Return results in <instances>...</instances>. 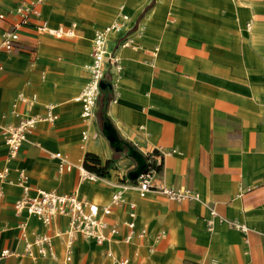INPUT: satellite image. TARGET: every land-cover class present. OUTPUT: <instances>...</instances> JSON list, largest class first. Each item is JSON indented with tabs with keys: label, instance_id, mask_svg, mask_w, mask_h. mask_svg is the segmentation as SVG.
Wrapping results in <instances>:
<instances>
[{
	"label": "crops",
	"instance_id": "crops-1",
	"mask_svg": "<svg viewBox=\"0 0 264 264\" xmlns=\"http://www.w3.org/2000/svg\"><path fill=\"white\" fill-rule=\"evenodd\" d=\"M20 1L33 2L39 15L17 24L12 50H0V124L16 123L15 112L44 114L48 105L56 117L38 120L14 158L0 130V171L7 167L0 177V252L10 250L0 264H115L123 256L129 264H264V0H0V37L17 23ZM121 13L128 14L124 27L106 41V114L121 138L153 154L152 184L192 188L198 198L128 189L101 215L108 239L78 234L66 259V216L44 224L14 208L23 190L18 168L31 194L37 187L74 192L102 206L114 187L83 173L85 153L112 159L110 180L135 166L126 153H114L98 108L84 119L75 99L89 78L95 30ZM43 20L47 27H38ZM58 27L63 31H49ZM210 206L224 219L208 229ZM127 219L145 234L123 240ZM111 225L119 231L110 233ZM38 232L51 238L45 255L35 244L24 248Z\"/></svg>",
	"mask_w": 264,
	"mask_h": 264
},
{
	"label": "built area",
	"instance_id": "built-area-1",
	"mask_svg": "<svg viewBox=\"0 0 264 264\" xmlns=\"http://www.w3.org/2000/svg\"><path fill=\"white\" fill-rule=\"evenodd\" d=\"M19 16L17 23L12 28L3 30L0 37V50H12L14 43L18 39V33L16 26L19 23L27 22L30 17H36L39 15L38 9L33 2L20 1L13 8ZM128 18V14L121 13L119 18L112 20L110 23L102 28L95 30L92 37V45L90 50L91 60L87 64L89 71L88 80L82 85L79 93L75 96V99L80 101L81 104V116L84 119H91L96 116V110L98 108V98L100 94V82L105 81V68H104V55L106 53V41L108 34L113 31L121 30L125 21ZM38 27L46 28V21H42ZM49 31L55 34L62 32V28H49ZM120 44H126L127 40L121 39ZM111 62H117L116 56L112 53L109 56ZM21 96V94H19ZM34 99V96H32ZM18 115V121L16 123H4L0 124L1 133L4 136L5 143L7 145L8 158H14L17 155L21 143L27 138V134L33 129L36 122L40 119L53 120L56 114L52 112L51 105L46 106L45 113H21L15 112ZM82 138H87L86 130L82 131ZM53 155L61 156L59 152H54ZM146 167L145 170L138 175L135 179H130L127 173L118 176L114 180H110L107 174L100 175L94 171L84 170V174L90 178L97 179L102 178L107 180L113 187L111 194V202L102 206L97 205L95 202L82 200L77 197L76 193H58L54 190H47L37 187L35 193H29V185L27 183V176L22 169L18 168L20 180L19 183L22 186V192L14 200L13 206L16 210H26L27 213L35 215L42 223L49 224L51 220L57 215H64L67 217V225L61 230L65 234V247H66V259L70 258L71 247L76 235L80 234L85 238H91L97 243H101L108 239L107 234L104 232V227L107 225L105 220L101 217L102 214L111 211V204H119L124 201V192L128 189H134L139 195H144L151 189L159 190L168 199L171 200H183V199H197L198 193L188 187L180 188L174 186H155L151 182V175L155 171L156 161L153 154H145ZM65 164L64 158L60 157L58 162V168L63 169ZM135 167V166H134ZM133 167V168H134ZM132 169V168H131ZM7 167L0 171V177L5 175ZM261 184L264 189V168L261 176ZM134 203L129 202V207H133ZM129 215L133 217L135 212L130 209ZM224 219L214 206L209 207V216L206 218V226L208 229L212 228L214 219ZM229 224L232 227L239 228L240 230H246L247 226L243 222H239L235 219H229ZM128 230L123 236V240L129 241L135 232L138 235L145 234V229L140 228L135 230L134 220H124ZM119 230L117 226L111 225L109 227L110 233H117ZM50 235L44 232H38L34 235L32 241L26 240L24 248L29 251L32 244L37 247L38 255H45L48 248L50 249ZM10 250L4 248L1 250L0 255L8 254ZM115 264H129L127 257L123 256L115 260Z\"/></svg>",
	"mask_w": 264,
	"mask_h": 264
},
{
	"label": "trees",
	"instance_id": "trees-1",
	"mask_svg": "<svg viewBox=\"0 0 264 264\" xmlns=\"http://www.w3.org/2000/svg\"><path fill=\"white\" fill-rule=\"evenodd\" d=\"M111 96H112L111 89H109L108 87H103V88L101 87L99 98H98V110H97V115L99 117L101 124L104 121H111L106 114L107 103L109 99L111 98ZM119 138H120L121 145L123 148L121 150H114L115 154L120 153V152H124L127 154L129 144L135 147L133 144L124 140L120 136ZM111 164H112V159H105L104 161H102L101 158L93 152H86L84 156V160H83L84 168L90 171H94L100 175L108 174Z\"/></svg>",
	"mask_w": 264,
	"mask_h": 264
},
{
	"label": "water",
	"instance_id": "water-1",
	"mask_svg": "<svg viewBox=\"0 0 264 264\" xmlns=\"http://www.w3.org/2000/svg\"><path fill=\"white\" fill-rule=\"evenodd\" d=\"M100 86L103 88L106 86L110 87L111 85L110 83L101 80ZM102 130L114 150H121L123 148L116 128L114 127L111 121H104L102 123ZM127 154L132 157L135 161V167L128 170L127 176L130 179H135L140 173L145 170L146 158L138 149H136L130 144L128 145Z\"/></svg>",
	"mask_w": 264,
	"mask_h": 264
}]
</instances>
